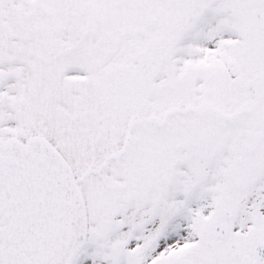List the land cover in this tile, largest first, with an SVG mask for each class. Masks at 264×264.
Masks as SVG:
<instances>
[{
  "label": "snow or ice",
  "instance_id": "1",
  "mask_svg": "<svg viewBox=\"0 0 264 264\" xmlns=\"http://www.w3.org/2000/svg\"><path fill=\"white\" fill-rule=\"evenodd\" d=\"M0 264H264V0H0Z\"/></svg>",
  "mask_w": 264,
  "mask_h": 264
}]
</instances>
